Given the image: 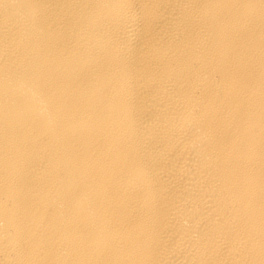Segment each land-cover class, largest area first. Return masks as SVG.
I'll return each mask as SVG.
<instances>
[{"label":"bare ground","instance_id":"1","mask_svg":"<svg viewBox=\"0 0 264 264\" xmlns=\"http://www.w3.org/2000/svg\"><path fill=\"white\" fill-rule=\"evenodd\" d=\"M0 264H264V0H0Z\"/></svg>","mask_w":264,"mask_h":264}]
</instances>
